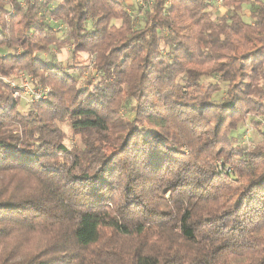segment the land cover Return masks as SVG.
Segmentation results:
<instances>
[{
    "label": "trees",
    "instance_id": "16d2710c",
    "mask_svg": "<svg viewBox=\"0 0 264 264\" xmlns=\"http://www.w3.org/2000/svg\"><path fill=\"white\" fill-rule=\"evenodd\" d=\"M127 2L0 0V264H264V0Z\"/></svg>",
    "mask_w": 264,
    "mask_h": 264
},
{
    "label": "rangeland",
    "instance_id": "374dc122",
    "mask_svg": "<svg viewBox=\"0 0 264 264\" xmlns=\"http://www.w3.org/2000/svg\"><path fill=\"white\" fill-rule=\"evenodd\" d=\"M137 2H139V0H128L127 4L128 5H131V7H133L134 9L136 8V6L138 5ZM129 7V6H128ZM132 8H128V11H130ZM217 13H216V16H223L225 14V9H223V6H219L218 5V8H217ZM250 7L249 6H246L245 7V20L247 22H251V19H250ZM70 56V51L68 49H65L58 57L59 59L61 60H66L68 59ZM91 72H93V69H91ZM28 77V76H27ZM23 77L19 78L17 80V83L16 84H19L20 86L22 85L23 83ZM221 96V95H220ZM219 97V96H218ZM31 100V97L29 96H24L23 99H22V105H25V103L27 102V100ZM63 129L69 134V137H68V141L67 143L72 147V148H78V149H81L83 148V144L80 140L79 137H75L73 138L69 132V129L67 128V125H63ZM245 131L243 137L245 136L246 132L248 133L249 132V141L252 140V142H257L260 140V134L257 130V128L255 126H253L251 123H250V120L247 121L246 125L244 126V129L241 131V133ZM243 137H242V140H243ZM246 139V138H245ZM244 141V140H243Z\"/></svg>",
    "mask_w": 264,
    "mask_h": 264
},
{
    "label": "built area",
    "instance_id": "2783aa9c",
    "mask_svg": "<svg viewBox=\"0 0 264 264\" xmlns=\"http://www.w3.org/2000/svg\"><path fill=\"white\" fill-rule=\"evenodd\" d=\"M42 0H11V2L13 3H17L19 5V7L21 8H25L27 5H33L35 3H38V2H41ZM223 3V0H218V5L221 6ZM14 14V11L11 12V15ZM64 26H60L58 27V30H61L63 29ZM23 83L21 85V92L20 94L17 93L16 96L20 95L21 97H24V96H29L31 97V100H35V101H38V100H44L47 98V96L49 95L50 93V90L49 89H39V90H33L32 87H31V79L30 77H27V76H23ZM249 132L246 134L245 138L247 140L250 139L249 137Z\"/></svg>",
    "mask_w": 264,
    "mask_h": 264
}]
</instances>
